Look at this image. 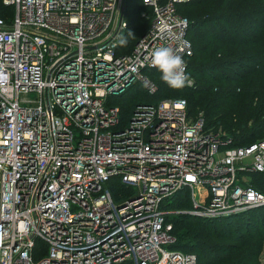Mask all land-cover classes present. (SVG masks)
Here are the masks:
<instances>
[{"label":"built area","instance_id":"built-area-1","mask_svg":"<svg viewBox=\"0 0 264 264\" xmlns=\"http://www.w3.org/2000/svg\"><path fill=\"white\" fill-rule=\"evenodd\" d=\"M184 1L141 0L149 25L123 46V0H3L0 264H199L172 247L170 198L190 190L186 212L205 218L264 206V138L235 144L184 97L138 98L127 116L116 103L158 90L160 46L194 84Z\"/></svg>","mask_w":264,"mask_h":264},{"label":"trees","instance_id":"trees-1","mask_svg":"<svg viewBox=\"0 0 264 264\" xmlns=\"http://www.w3.org/2000/svg\"><path fill=\"white\" fill-rule=\"evenodd\" d=\"M181 3L178 11L190 20L188 36L194 53L189 57V75L195 79V85L174 89L157 75L153 79L158 90L149 94L137 83L118 99L124 116L138 98L156 101L184 97L190 115L195 117L202 113L207 127L219 129L222 126L235 144L246 145L263 139L264 0H191ZM191 4L196 6L195 10L189 14L182 12L183 6ZM125 9L128 27L121 37V44L132 46L149 25V19L141 16L145 9L141 0H126ZM11 14L12 8L0 0V16ZM125 101L128 104H124ZM252 183L264 191V172L256 173ZM189 196L188 192L177 193L167 207L187 208L191 202ZM246 214L249 215L246 217ZM171 216L177 236L172 247L196 253L199 264H262L259 259L264 243V206L223 218H198L201 220L189 223L191 226L185 225L186 235L182 237L185 235L186 239L180 238L181 227L176 228L175 221L179 218ZM181 217L196 219L188 213ZM235 222H240V228L246 232H226ZM214 236L224 237L226 241L212 243ZM232 250L237 252L230 253ZM223 253L228 254L223 257Z\"/></svg>","mask_w":264,"mask_h":264},{"label":"clouds","instance_id":"clouds-1","mask_svg":"<svg viewBox=\"0 0 264 264\" xmlns=\"http://www.w3.org/2000/svg\"><path fill=\"white\" fill-rule=\"evenodd\" d=\"M122 43H126L122 41ZM151 66L161 73V80L169 87L180 89L190 85L191 81L185 74L186 64L170 46H160L151 52Z\"/></svg>","mask_w":264,"mask_h":264},{"label":"rangeland","instance_id":"rangeland-1","mask_svg":"<svg viewBox=\"0 0 264 264\" xmlns=\"http://www.w3.org/2000/svg\"><path fill=\"white\" fill-rule=\"evenodd\" d=\"M188 1H191V0H188ZM188 1H184L185 3L184 4H186ZM181 4H183V3H181ZM183 9V10H182ZM182 12H185L186 14L188 13V12H192V10H195L196 9V6L194 7V5H186V6H183L182 7ZM189 14V13H188ZM4 16H6V15H4ZM193 85H195V82H194V84ZM117 101H118V99H116ZM117 104H120V103H118V102H116ZM124 104H128L126 101H125V103ZM220 128H222V126H220ZM222 130H223V128H222ZM184 192H188L189 193V198H190V200H191V192H190V190H184L183 192L182 191H180L179 193L180 194H184ZM178 193V194H179ZM118 197H119V195H117ZM174 198H175V196H174ZM173 198V199H174ZM171 199V198H170ZM175 200H177V198L175 199ZM171 201V200H170ZM169 201V202H170ZM168 208L169 209H171L172 210V215L173 216H176V217H178L179 219H177L175 222H176V228H178V227H181L180 229H179V234H180V238L181 239H186V238H188L187 236H185L186 234H185V225L186 224H189V223H192V222H197V221H200L201 219H198V218H205V217H199V216H196V215H194V214H189V215H191V216H193V217H195L196 219H194V218H186V217H181V215H183V214H185V213H181L182 211H189V210H191L192 208H193V202H192V200H191V202H190V206L189 207H187V208H183V209H179V208H177V207H171V206H169L168 205ZM179 210H181V211H179ZM249 214H246L245 216L247 217ZM223 217H225V216H223ZM223 217H218V218H223ZM231 224V223H230ZM190 225V224H189ZM188 225V226H189ZM191 226V225H190ZM229 230L228 231H226V232H228L229 234H231V233H233V231L232 230H235V232H237V233H240V234H242V233H244V232H246V231H244L242 228H240V222L239 223H236L235 222V224H231V227L229 226ZM183 234H185L184 235V237H182L183 236ZM224 241H226V238H224V237H218V236H214L213 238H212V240H211V242L212 243H214V242H217V243H222V242H224ZM234 250H232L230 253H232ZM237 251L235 250L234 251V253H236ZM227 254L228 253H223L222 255H223V257H225V256H227ZM260 262L262 263V264H264V243H263V247L261 248V254H260ZM225 264V263H224ZM226 264H229V263H226Z\"/></svg>","mask_w":264,"mask_h":264},{"label":"water","instance_id":"water-1","mask_svg":"<svg viewBox=\"0 0 264 264\" xmlns=\"http://www.w3.org/2000/svg\"><path fill=\"white\" fill-rule=\"evenodd\" d=\"M125 4H126V0H123L122 13L124 12ZM181 213H188V214H190L189 212H186V211L181 212Z\"/></svg>","mask_w":264,"mask_h":264},{"label":"snow or ice","instance_id":"snow-or-ice-1","mask_svg":"<svg viewBox=\"0 0 264 264\" xmlns=\"http://www.w3.org/2000/svg\"><path fill=\"white\" fill-rule=\"evenodd\" d=\"M191 179V178H190Z\"/></svg>","mask_w":264,"mask_h":264}]
</instances>
